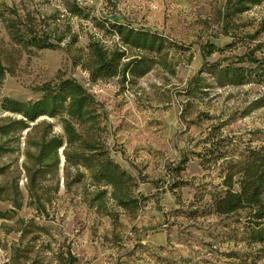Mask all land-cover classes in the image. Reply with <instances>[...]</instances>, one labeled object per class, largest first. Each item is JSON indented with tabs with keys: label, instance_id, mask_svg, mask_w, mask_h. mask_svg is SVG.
<instances>
[{
	"label": "trees",
	"instance_id": "trees-1",
	"mask_svg": "<svg viewBox=\"0 0 264 264\" xmlns=\"http://www.w3.org/2000/svg\"><path fill=\"white\" fill-rule=\"evenodd\" d=\"M43 2L19 0L18 4L8 6L0 1V25L9 44L7 52L0 50V89L5 76L12 74L14 51L19 55V52L61 50L72 67L87 74L90 83L115 79L121 89L154 67L173 77L178 64L172 59L177 54L186 55L185 65L190 60L189 45L177 43L157 31L94 17L74 0H60L61 13L53 10L48 15L42 14ZM255 6H263L255 30L238 32L232 25L233 19ZM71 18L89 22L100 36L85 32L86 44L77 47L82 28L77 24L74 29ZM219 30L230 42L222 47L210 42L198 46L200 67L183 83L179 94L188 101L206 97L213 89L254 84L263 90L243 114L264 107V53L262 43L257 41L264 31V0H224ZM104 37L109 39L108 44L101 40ZM236 47L242 48L241 54L206 60ZM34 91L39 97L26 101L0 94V203L7 205L0 210V221L14 220L17 225L13 228L0 224L1 233L16 232L19 240L33 231L50 237L45 227L34 224V219H51L49 211L60 190L66 196L78 198L86 209L111 223L117 222L119 214L133 218L152 199L160 211L156 199L164 190L157 182H150L155 194H141L138 184L145 179L139 174L134 178L111 158L105 114L91 94L73 78L59 74L39 84ZM219 142L210 143L212 148L203 158L205 163L224 159V154L218 152L219 146H215ZM187 161L186 155L181 154L168 169V175L177 177ZM199 165L202 168V163ZM218 177L219 190L210 194L200 207L190 204L187 218L196 221L211 216L222 220L217 225L225 229L222 233L226 237L220 243H241L251 250L247 255L234 252L222 255L239 261L238 264H258L257 261L264 264V146L245 148L236 160L220 164ZM183 185L172 181L166 190L175 193ZM175 199L178 204L177 195ZM24 208L32 212L31 218L24 220L17 216ZM36 239L31 237L30 241ZM166 243H170L169 238ZM45 247L48 249L49 245ZM157 250L161 252L164 247L158 246ZM199 259L193 262L158 255L153 264L205 263ZM55 260L58 264H77L68 249L64 254L58 252ZM229 261L226 264H234Z\"/></svg>",
	"mask_w": 264,
	"mask_h": 264
},
{
	"label": "rangeland",
	"instance_id": "rangeland-1",
	"mask_svg": "<svg viewBox=\"0 0 264 264\" xmlns=\"http://www.w3.org/2000/svg\"><path fill=\"white\" fill-rule=\"evenodd\" d=\"M0 1L8 6L19 2ZM43 1L42 14L48 15L53 10L62 12L60 0ZM74 1L86 7L94 17L154 30L177 43L189 45V62L185 65L186 55L177 54L171 58L178 64L173 77L154 67L121 89L115 79L90 83L87 74L72 67L61 50L19 52V55L14 51L12 74L5 76L0 94L19 101L34 100L39 97L34 91L39 84L57 74L73 78L104 111L111 158L134 178L139 174L145 179L143 185L151 187L152 192L143 195L155 194L150 183L153 181L170 199L160 201V194L156 199L160 211L152 199L133 218L119 214L117 222L111 223L108 218L86 209L78 198L66 196L60 190L49 211L51 219H34V224L45 227L50 237L33 231L19 240L16 232H0V264H58L57 253L64 254L66 249L76 258L77 264H153L158 255L167 259L178 256L193 262L200 258L204 264H226L229 260L238 264L239 261L222 254L247 255L251 250L241 243H220L226 237L222 233L225 229H219L217 225L222 220L211 216L189 220L187 207L204 205L208 196L219 190L220 164L236 160L245 148L264 146V107L243 114L263 88L251 84L213 89L206 97L188 101L179 94L183 83L200 67L198 46L210 42L222 47L230 42V38L220 35L219 30V13L224 0ZM262 11L263 6L252 7L234 18L232 25L238 32L251 33L261 19ZM70 22L74 29L77 24L82 28L77 47L86 44L85 32L100 36L87 21L71 18ZM101 40L106 44L109 42L107 37ZM257 41L262 43L261 52L264 53V31ZM8 48L0 25V50L7 52ZM241 52L242 48L236 47L206 60L211 62ZM205 80L210 82L208 78ZM219 140L215 146H219L218 152L224 154V159L214 164L205 163L203 158L212 148L210 143ZM181 154L186 155L188 161L184 170L173 178L168 175V169ZM172 181L184 185L170 193L166 187ZM6 208V204L0 203V210ZM17 216L25 220L32 217V212L24 208ZM0 224L17 227L14 220L0 221ZM151 231L169 238L170 243L161 245L163 251L158 252L156 246L144 242V237ZM31 237L37 239L31 242Z\"/></svg>",
	"mask_w": 264,
	"mask_h": 264
},
{
	"label": "crops",
	"instance_id": "crops-1",
	"mask_svg": "<svg viewBox=\"0 0 264 264\" xmlns=\"http://www.w3.org/2000/svg\"><path fill=\"white\" fill-rule=\"evenodd\" d=\"M138 192L145 194V193H151L152 192V188L143 185V183H139L138 184V188H137ZM167 199H170L169 196L165 195V193L161 194L160 196V201L164 200L167 201ZM155 217V216H154ZM157 219V218H156ZM152 233H150L149 235H146L144 238V242L148 245H154L156 247L163 245L166 242V239L163 235L158 234V231L155 233L153 231H151Z\"/></svg>",
	"mask_w": 264,
	"mask_h": 264
}]
</instances>
